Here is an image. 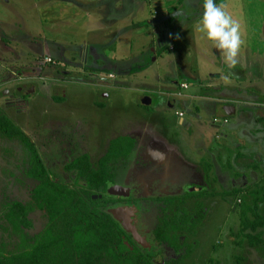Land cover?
<instances>
[{
	"label": "rangeland",
	"instance_id": "rangeland-1",
	"mask_svg": "<svg viewBox=\"0 0 264 264\" xmlns=\"http://www.w3.org/2000/svg\"><path fill=\"white\" fill-rule=\"evenodd\" d=\"M45 1L0 0V109L35 145L50 177L57 182L74 186L75 176L66 174L63 170L68 158L88 154L92 162L96 163L108 151V145L113 140L124 136L135 137L139 146L137 145L134 156L122 163L119 170L126 172V180L130 183L127 186L133 191L132 199L136 200L133 205L138 211L134 222L138 233L134 232L141 239H135V244L139 248L143 247V253L148 252L160 263L184 255L183 251L176 254L166 246L147 242L143 232L146 233L151 224L157 222L161 215L160 209L167 208L154 201L157 197L165 196L159 194L160 189L164 190L163 192L175 189L174 193L177 195L189 192L190 189L186 185L191 183L192 171L187 164H191L199 179L198 187L204 190L196 196L185 197L187 201L184 208L192 213L202 205L207 214L197 235L182 238L186 239L194 250L184 264H264V255L260 249L251 248L246 242H241L243 238L240 233L242 217H251L248 208H252L257 191L264 187V154L259 151L252 153L251 150L247 152L238 144L236 152L231 147L232 144L221 143L222 138L217 132V127L224 132V126L228 123H223L222 117L218 119L219 122L214 123L217 115L208 111L205 106L200 107L194 117L187 113L188 110L195 113L194 107L183 108L181 103L174 102L175 105L172 104L173 106L168 108L170 105L167 104L168 89L178 87L175 82L188 83L189 90L181 91V95L178 92L176 97L189 104L192 99L183 96L197 92L196 80H201L202 85L206 86L216 78L210 76L211 73L221 71L226 74L219 64V61L223 60L219 59L220 51L211 41L195 31L194 26L203 13V0H193L195 3L188 6V11L183 9L188 3L181 5L179 0H160L153 5L144 1V8L140 12V15H143L142 26L135 22L138 28L132 31L131 37L122 38L123 42L118 44L115 42L108 45L113 46L110 47L113 51L114 47L119 48L121 60L122 57H127L124 55L131 46L134 48L132 52L147 47V52L155 48L156 54L152 58L147 55L142 59L144 65L147 63L146 67L135 70L134 74L126 78L118 75L109 83H105L103 78H96L97 81H94L92 76L97 73H89L88 68L101 64L98 69L103 74L111 73L110 77L114 78L117 73L108 70L113 60L92 59L85 50L84 53L79 50L84 43L89 44L90 35H87L85 29L87 26L80 21L86 19V9L92 6V2L71 0V6L62 0H48L52 4L44 5ZM189 2L191 3V0ZM216 3L225 5V10L241 25L244 43L235 66V69L240 70L242 55H264V0H217ZM44 9L48 13H43ZM183 14L185 20L178 17ZM165 16L173 20L176 18L172 22L169 21L168 30L174 37L166 42L165 49H161L159 46L164 44L163 36L159 46L157 40L166 26L154 24ZM85 22L87 24V21ZM182 23L184 25L180 27ZM16 25L18 31L29 30L32 33L22 36L30 37L28 42H12L9 29L12 31ZM49 37L57 38L59 42L55 45L49 43L50 46L46 49L36 52L28 47L36 45L32 40H38L40 44L42 39L47 40ZM98 40H106V37L99 36L93 41ZM6 46L9 50L4 49ZM169 48L173 50L170 51ZM63 53H66V56ZM126 60L125 64H132L130 58ZM41 61L51 65H41ZM78 67L82 70L79 71ZM32 68H35V71L40 68L44 75L41 77L42 81L36 82L38 75L32 72L30 75L36 77L28 81H41V89L34 94L23 95L19 98L21 101L17 102L15 97L22 89L21 83L24 81L21 80L20 74H25L24 72H29ZM183 70L188 71L186 75L182 73ZM58 77L61 81L55 87L52 86L50 79ZM101 85L103 89L98 90L95 87ZM109 86L116 89H109ZM203 91L209 92L206 89ZM146 97L153 100L149 106L142 103V99ZM95 102L103 103L102 109L96 107ZM194 102L196 105L203 103L200 99H195ZM195 108L197 110L198 107ZM263 109L264 107H260V110ZM176 112L182 113L181 118L189 121L188 128L179 125ZM146 119L167 125L169 133L165 130L164 135L169 139L160 133L152 137L154 134L151 127H141ZM72 130L82 133L83 135H79L82 138L72 136L68 153L61 155L66 147L69 148L67 138L61 135L70 134ZM175 136H178V141ZM75 140H79V144ZM201 141H206V144L195 148ZM156 146L158 148H155ZM241 150L245 159H236L240 153L238 151ZM257 153L260 154L258 157ZM162 160L165 162L159 164ZM138 165L146 169L134 178ZM249 165L257 168L253 169L248 167ZM29 167L26 148L20 142L0 137V248L8 253L25 249L26 241L41 232L47 224L45 215L35 209L29 216L33 227L15 232L3 216V208L8 203L20 201L30 204V192L36 183L27 175ZM130 169L133 173H130ZM117 182L128 184L122 178L117 179ZM141 182L147 184L143 185ZM149 184L153 187L147 186ZM172 185L174 187L171 188ZM122 211L129 216L128 211L119 210ZM130 213L132 215V212ZM259 214L264 216V204L259 206ZM260 231L264 234V229L258 232ZM127 236L132 240L129 233Z\"/></svg>",
	"mask_w": 264,
	"mask_h": 264
},
{
	"label": "trees",
	"instance_id": "trees-1",
	"mask_svg": "<svg viewBox=\"0 0 264 264\" xmlns=\"http://www.w3.org/2000/svg\"><path fill=\"white\" fill-rule=\"evenodd\" d=\"M0 137L20 142L26 148L30 165L27 175L37 182L30 194V204L8 203L3 208L4 219L15 232H22L33 227L29 216L35 209L47 218L46 226L26 241L25 249L8 253L0 248V264H184L194 253L192 246L182 238L197 235L207 214L202 205L192 213L185 208L179 210L181 214L178 210L171 214L170 210L163 211L153 231L154 241L157 246H167L176 254L183 251L184 255L160 263L135 247L107 213L106 209L114 204L112 198L93 199L107 192L117 164L127 160L133 152L135 141L132 138L113 140L96 166L91 164L88 155L68 164L66 171L76 172L77 178L86 183V187L75 190L52 180L35 145L1 109ZM254 200L252 208H248L251 217L244 215L240 222L241 242L260 249L264 255V234L258 232L264 229V216L259 214V206L264 204V187L257 191Z\"/></svg>",
	"mask_w": 264,
	"mask_h": 264
},
{
	"label": "crops",
	"instance_id": "crops-1",
	"mask_svg": "<svg viewBox=\"0 0 264 264\" xmlns=\"http://www.w3.org/2000/svg\"><path fill=\"white\" fill-rule=\"evenodd\" d=\"M64 2H67V5H73L71 0H62ZM92 2V6L88 7L86 9V19L81 20L80 23L87 26L86 32L87 35H90L89 44H85L82 46L79 50H81V53H84V50L86 53L90 54L92 59H98V58H104V59H110L113 60L110 62L109 69L110 71L116 72L114 78H111L109 73H102L101 70L98 69V66L100 67L101 64L98 66L93 65L92 68H88V72H92L94 75L97 73V75L92 76L94 81H97L96 78H103L105 79V83H109L110 81H113L116 79V76L121 75L122 77L126 78L128 76H131L134 74L135 70H141L142 68L147 66V63L145 65L142 62V59H144L147 55H149L150 58L155 56L156 49L153 48L150 52H147V47H143L141 50L133 51V46H131L128 49V53L122 57L123 60L120 59V53L121 51L118 50L119 48L114 47L115 51H113V46H109L108 44H114L115 42L120 43L123 42L122 38H128L132 36V31L136 30L138 28V25L135 22L140 23V27L142 26V16L140 15L141 10L143 7V2H150V4H157L160 2V0H89ZM179 0V3L181 5H184L185 3H188L184 10L188 11V6L190 4H194L193 0ZM217 1V0H216ZM52 4L50 1L46 0L44 5ZM95 5V6H94ZM203 9V8H202ZM170 10V9H169ZM201 10V9H200ZM48 13L46 9H44L43 13ZM185 13V12H184ZM166 17V16H165ZM163 18L161 20H157L154 26H166L162 34L157 40V45L159 46V41L161 36H163L164 44L159 46L161 49H165L166 42L171 40L174 35L169 32V26L170 22L174 21L173 18ZM176 17V16H175ZM179 18L184 19L185 15L178 16ZM185 20V19H184ZM87 21V24L86 22ZM147 21V20H146ZM170 21V22H169ZM153 24V23H150ZM184 23L180 24V27H182ZM13 28V27H12ZM15 28V29H14ZM14 28L9 29V31L12 33L11 37L12 42H28V39L30 37H22L23 35H32V33L28 30L25 32H21L17 30V25L14 26ZM20 30V29H19ZM114 35V36H113ZM42 35H40V38ZM99 36H105L106 40H98L93 41L95 38ZM31 42V41H30ZM59 42V39L57 38H48L47 40L42 39V43L38 44L39 41L35 42L32 40V43H35L36 45L28 46L32 51H38L39 49H46L47 46H50V44H57ZM107 42V43H105ZM50 43V44H49ZM46 45V47L44 45ZM51 45V46H53ZM86 47V48H85ZM112 47V48H110ZM4 49L9 50V47H5ZM151 49V48H150ZM172 51L173 49H170ZM16 52V51H15ZM86 54V55H88ZM63 55L66 56V53H63ZM221 56V55H220ZM256 57V59H254ZM130 58L131 65L125 64L127 61L126 59ZM156 58V57H155ZM154 58V59H155ZM242 62L241 63V69L237 70L235 68H228V66L224 63V61H219V64L223 71L228 75L227 82L222 78L225 75L223 72L219 71V73H211L210 76H215L216 78L212 81V83L207 84L206 86L202 85L201 80H196L197 89L196 93L192 95H186L184 94L183 98H191L192 102L185 103V100H179L176 95L178 92L181 95V91H188L189 85L186 81H182L180 83L175 82L176 85L178 84V87L174 86L169 88V98L167 104L171 106L175 105L176 103H181L183 105V108H190L194 107L195 113L192 111H187V113L194 115L196 117V113H198V110L200 107H204L210 110V112H214L217 115V119L222 117L223 120H228V125L224 126L226 127V130L224 132H221L220 128L217 127V132L220 133L221 136V143L223 144H232L231 147L233 149H236L237 144L240 145L241 149L243 150H251L252 153H256L259 151L264 154V109L260 110V107H264V55H253L251 53L250 57H247L246 55H242L241 57ZM117 59V61H115ZM219 59H222L219 58ZM125 60V61H124ZM239 60V59H238ZM124 61V62H123ZM34 66V65H32ZM35 67V66H34ZM94 69V70H93ZM78 70H82L78 67ZM117 70V71H116ZM35 68H32L29 72H24L25 74L21 73L20 78L21 80H24L21 85L24 86H32L30 88V94H34L38 92V89H41L39 83H36L39 79V76H31L30 73L34 72ZM186 72L183 70V74L186 75ZM44 75V74H43ZM43 75H40L41 77ZM209 76V77H210ZM36 77V82L28 81L32 80ZM194 77V76H193ZM195 78V77H194ZM53 83L52 86H56V84L59 82L58 79H50ZM61 81V80H60ZM104 84V83H103ZM182 84H187V88H182ZM50 86V85H47ZM104 86V85H103ZM98 90L103 89L101 86H95ZM178 88V89H177ZM109 89H116L112 86H109ZM204 89L209 90V92L204 93ZM54 90V89H53ZM97 91V90H96ZM101 95V92H99ZM197 94V95H196ZM181 97V96H179ZM55 97H52L54 99ZM107 99L108 96L106 97ZM146 99L148 104L143 103L145 106H149L152 104L153 100H151L149 97L144 98ZM195 99H200L203 101L201 105L195 104ZM58 100V99H57ZM143 100V99H142ZM175 102V104H173ZM188 102V101H187ZM173 104V105H172ZM194 104V106H193ZM97 105V106H96ZM95 106L99 109H102L103 103H97L95 102ZM198 107L197 110L195 107ZM233 108L234 113L232 112V115L228 116L226 114V108ZM211 108V109H210ZM181 112V111H180ZM183 112V111H182ZM178 113V112H176ZM184 113V112H183ZM177 116V115H176ZM9 118V117H8ZM185 118V113H184ZM184 118H180L178 120V123L181 127L188 128L189 121L185 120ZM220 119V120H221ZM230 119H232L230 121ZM185 125V126H184ZM141 127H145V129H148L151 127V131L154 135H159V133L163 136L164 132L166 130V133H169V130L167 129L168 126L165 124L153 122L150 119H146V121H143V124H141ZM165 127V129H164ZM165 133V134H166ZM140 136L143 137V135L140 133ZM173 136V135H172ZM170 136V137H172ZM126 137V136H124ZM169 139V137L165 136ZM176 140L178 141V136H175ZM132 138V137H130ZM184 138V136H182ZM134 140H137L135 137H133ZM206 141L199 142L197 146L205 145ZM195 145V144H194ZM186 147V146H185ZM256 151V152H255ZM240 153L237 154L236 159L244 158L245 156L243 151H238ZM223 156H224V152ZM260 154L257 153L256 157H258ZM218 157L220 159V155L218 153ZM227 161V160H226ZM253 169H256L257 166H251Z\"/></svg>",
	"mask_w": 264,
	"mask_h": 264
},
{
	"label": "flooded vegetation",
	"instance_id": "flooded-vegetation-1",
	"mask_svg": "<svg viewBox=\"0 0 264 264\" xmlns=\"http://www.w3.org/2000/svg\"><path fill=\"white\" fill-rule=\"evenodd\" d=\"M37 59V58H36ZM35 59V60H36ZM41 65H44V66H46V65H51V64H44L42 61L41 62H39ZM35 64V63H34ZM88 68V67H87ZM85 69H86V67H85ZM38 71H34L35 72V74L36 75H38L39 76V79L41 80V76L40 75H42V70L39 68V69H37ZM40 71V72H39ZM43 77V76H42ZM58 81H60V79L58 80ZM22 86V89L20 90V92L19 93H17V96L15 97V99H16V101L17 102H20L21 101V99H19V98H22L23 97V95L24 96H27V95H29L30 94V88L32 87V86H30V87H27V86H24V85H21ZM64 96V95H63ZM8 102H10V101H8ZM77 131H74V130H72L71 131V133L70 134H64V135H61L63 138H67L66 140H67V142H69V148L67 149V147H66V150H64V152H62V154L61 155H66L67 153H68V150L70 149V144H71V138H72V136L74 137V138H77V139H81L82 137H80L79 135H83L82 133H78ZM85 136V135H84ZM157 136V134L156 135H154V136H152V137H156ZM84 138H86L87 140H88V138L85 136ZM133 139V138H132ZM134 140V139H133ZM79 140H75V142H77V144H79V142H78ZM135 141V147H134V149H133V152L131 153V155L129 156V158L127 159V160H125V161H122V162H120L119 164H117V169H116V174H115V177H114V180H113V182H109L108 183V185H107V192L106 193H102V194H99V195H95V196H93V199L94 200H96V199H102L103 198V196H105L106 198H111V197H113L112 199H113V201H114V204H112L111 206H109L107 209H106V211H107V213L109 214V215H111V217L121 226V228L125 231V233L127 234V233H129L131 236H132V243H133V245L135 246V247H137V248H139L135 243H136V237L134 236V234H133V232L134 231H137V229H136V223L134 222L135 221V216H137V211H138V209L136 208V206H134L133 205V202H136V200L135 199H132V197H133V194H132V189L130 188L129 189V187L127 186V185H129L130 183H129V181H127L126 180V178H127V175H126V172H123L122 170L120 171L119 169H120V165H122V163H126L128 160H130L133 156H134V154H135V150L137 149V145H138V143H137V140H134ZM77 144H75V145H77ZM110 145V144H109ZM109 145H108V148H109ZM139 146V145H138ZM155 148H158V146H156ZM164 148H166V147H164ZM161 149V148H160ZM70 153V152H69ZM106 153V152H105ZM104 153V154H105ZM165 153V152H164ZM104 154L102 155V156H104ZM39 155H40V153H39ZM83 155H88V154H79V155H76V156H72V157H70V158H68V161H67V163L64 165V172L66 173V174H69V175H73V176H75V183H74V186H69V185H67V186H69L70 188H72V189H75V190H81V188L82 187H86V183L83 181V180H79L78 178H77V173L76 172H74V171H66V166L68 165V164H70V163H72L74 160H76L77 158H79V157H81V156H83ZM89 156V155H88ZM101 156V157H102ZM28 157H29V155H28ZM40 157H41V155H40ZM59 157H61V156H59ZM90 157V156H89ZM100 157V158H101ZM100 158H99V160H100ZM41 159H42V157H41ZM99 160L96 162V163H93L92 162V160H91V157H90V162H91V164L93 165V166H96L97 164H98V162H99ZM42 161H43V159H42ZM165 162V160H162L161 161V163H159V164H163ZM45 164V163H44ZM46 166V165H45ZM161 166H163V165H161ZM187 166L188 167H190L191 168V171H192V176H191V180H190V185H186V186H188V188L190 189L189 190V192H187L186 194H176V193H174L175 191V189H173V190H171L170 189V191L169 192H167V191H165V192H163L164 190H159L158 192H159V194H163V195H165V196H160V197H157L154 201H156V202H158V203H162L164 206H166L167 208H161L160 209V211H161V215H162V213H163V211L164 210H170V214L171 213H174L176 210H180V209H182V208H184V204H185V202L187 201V199L185 198V197H193V196H196L197 194H198V192H200V191H202V190H204L203 188H200V187H198L199 186V184H198V182H199V179L197 178V173H195V170H193L194 168H192V165L191 164H187ZM196 167V166H195ZM46 168H47V166H46ZM145 169L146 168H143L142 166H140V165H138V167H136V169H135V171H136V173H135V176H134V178L137 176V174H139V173H143L144 171H145ZM47 170H48V168H47ZM131 170V169H130ZM186 170V169H185ZM130 173H133L132 172V170H131V172ZM129 173V174H130ZM120 178H122V180H124L126 183H128V184H121V183H118L117 182V179H120ZM32 179V178H31ZM33 180V179H32ZM53 180V179H52ZM55 181V180H54ZM133 181L138 185L139 183L136 181V179H133ZM34 182L35 183H37L35 180H34ZM55 182H57V181H55ZM57 183H61V182H57ZM143 183V185H145V184H147L146 182H141V184ZM194 183V184H193ZM62 184H64V183H62ZM64 185H66V184H64ZM110 185H113V186H118V187H121L122 189H125V190H127V193H125V194H123V193H118V194H112V193H110V191H109V186ZM147 186H151V187H153V185H147ZM172 187H174L173 185L171 186V188ZM191 187V188H190ZM35 188V187H34ZM33 190V189H32ZM32 190H31V192H32ZM30 192V193H31ZM170 192H173V194H166V193H170ZM190 193H194V194H196V195H190ZM203 193V192H202ZM201 193V194H202ZM200 194V195H201ZM111 196V197H110ZM134 198H137V197H134ZM122 199H125V200H122ZM160 199V200H159ZM177 199V201L175 202V200ZM174 202H175V204H174ZM175 206V207H173V206ZM120 207L122 208V207H124V208H129L130 210H131V212L134 214V217L132 218V217H129L128 216V220H129V222H130V227H131V229L133 230V232H129V231H126L124 228H123V226H122V223H120L119 221H117L113 216H112V214L110 213L112 210H116V209H120ZM171 209H172V212H171ZM180 212V211H179ZM206 212V211H205ZM161 215H160V217H161ZM158 220H159V218H158ZM158 220H157V222L155 223V224H151V228L149 229V230H147L146 231V233H144L143 232V235L145 236L144 238L146 239V241L147 242H150V243H153V245L155 244L156 245V243H155V241H154V236H153V231H154V229L156 228V226H157V224H158ZM204 223V222H203ZM153 225V226H152ZM46 226V225H45ZM44 226V227H45ZM135 233V232H134ZM137 233H138V231H137ZM139 237V236H138ZM139 239H141L140 237H139ZM133 241H135V242H133ZM141 243H142V240H141ZM126 244L128 245V247H130L131 249H133V246H131L128 242H126ZM167 247V246H166ZM167 248H169V247H167ZM141 251L142 250H144L143 249V247H141L140 246V248H139ZM143 252V251H142ZM146 255H149L150 257H152L148 252L147 253H145Z\"/></svg>",
	"mask_w": 264,
	"mask_h": 264
},
{
	"label": "clouds",
	"instance_id": "clouds-1",
	"mask_svg": "<svg viewBox=\"0 0 264 264\" xmlns=\"http://www.w3.org/2000/svg\"><path fill=\"white\" fill-rule=\"evenodd\" d=\"M194 27L220 51L224 63L235 68L244 40L240 23L225 10V5L217 4L216 0H203V13ZM222 78L227 82L226 76Z\"/></svg>",
	"mask_w": 264,
	"mask_h": 264
},
{
	"label": "water",
	"instance_id": "water-1",
	"mask_svg": "<svg viewBox=\"0 0 264 264\" xmlns=\"http://www.w3.org/2000/svg\"><path fill=\"white\" fill-rule=\"evenodd\" d=\"M142 102L143 103H145V102H147L146 101V99H143L142 100ZM145 104H148V103H145ZM226 114L228 115V116H230V115H232V112L234 113V109L233 108H226ZM109 191H110V193H112V194H118V193H123V194H125V193H127V190H125V189H122L121 187H116V186H113V185H110L109 186ZM116 211V212H115ZM111 214H112V216L117 220V221H119L120 223H122V226H123V228L126 230V231H129V232H133V230L131 229V227H130V222H129V220H128V216L126 215V213L125 212H119V211H117V210H112L111 212H110ZM133 234H134V236L136 237V239L139 241V239H138V237H137V235L133 232Z\"/></svg>",
	"mask_w": 264,
	"mask_h": 264
},
{
	"label": "built area",
	"instance_id": "built-area-1",
	"mask_svg": "<svg viewBox=\"0 0 264 264\" xmlns=\"http://www.w3.org/2000/svg\"><path fill=\"white\" fill-rule=\"evenodd\" d=\"M49 61H51V60L49 59ZM181 87L186 89L187 88V84H182ZM177 116L181 118L183 116V114L182 113H177ZM217 122H219V120L215 118L214 119V123H217ZM227 122H228V120H223V123H227Z\"/></svg>",
	"mask_w": 264,
	"mask_h": 264
},
{
	"label": "bare ground",
	"instance_id": "bare-ground-1",
	"mask_svg": "<svg viewBox=\"0 0 264 264\" xmlns=\"http://www.w3.org/2000/svg\"><path fill=\"white\" fill-rule=\"evenodd\" d=\"M119 210H126V211H128V212H129V214H128L129 216H132V217H134V214H133V213H132V215H131V213H130V212H131V210H130L129 208H124V207H122V208H121V207H120V209H118V211H119ZM115 212H116V211H115Z\"/></svg>",
	"mask_w": 264,
	"mask_h": 264
}]
</instances>
